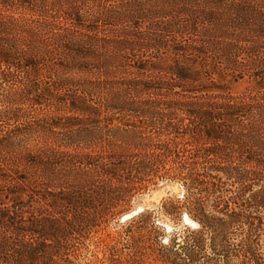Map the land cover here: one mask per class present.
Wrapping results in <instances>:
<instances>
[{"label": "trees", "instance_id": "trees-1", "mask_svg": "<svg viewBox=\"0 0 264 264\" xmlns=\"http://www.w3.org/2000/svg\"><path fill=\"white\" fill-rule=\"evenodd\" d=\"M263 46L264 0H0V264H77L158 179L192 225L140 212L138 264H264V85L212 76L257 77Z\"/></svg>", "mask_w": 264, "mask_h": 264}, {"label": "rangeland", "instance_id": "rangeland-1", "mask_svg": "<svg viewBox=\"0 0 264 264\" xmlns=\"http://www.w3.org/2000/svg\"><path fill=\"white\" fill-rule=\"evenodd\" d=\"M254 73L258 76L250 77L241 72L233 77L225 76L224 80L217 79L216 74L212 76L216 85H220L221 88L233 94H238L248 90H260L258 89L260 85L257 84L264 85V67L255 68ZM206 77L209 81L210 78ZM65 129L68 131L70 128ZM72 129L74 130V127ZM64 136L69 135L67 136L64 132H59L57 135L51 134L47 128H36L30 135V143L67 139ZM180 194L181 188L178 183L160 179L147 185L145 189L134 192L124 206L125 210L110 216L97 232L84 240L77 264H138V214L140 212L150 213V218L164 232L161 238L164 242L172 233L180 231L184 225H192V222L185 216L175 222L162 211L164 199ZM150 264L156 263L151 262Z\"/></svg>", "mask_w": 264, "mask_h": 264}]
</instances>
